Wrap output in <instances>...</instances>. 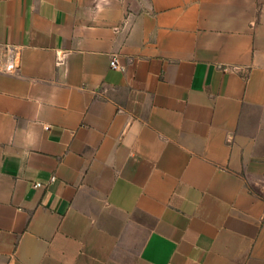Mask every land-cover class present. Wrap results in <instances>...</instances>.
<instances>
[{
    "label": "crops",
    "instance_id": "0c3cea01",
    "mask_svg": "<svg viewBox=\"0 0 264 264\" xmlns=\"http://www.w3.org/2000/svg\"><path fill=\"white\" fill-rule=\"evenodd\" d=\"M0 47V264H264V0H0Z\"/></svg>",
    "mask_w": 264,
    "mask_h": 264
},
{
    "label": "built area",
    "instance_id": "2783aa9c",
    "mask_svg": "<svg viewBox=\"0 0 264 264\" xmlns=\"http://www.w3.org/2000/svg\"><path fill=\"white\" fill-rule=\"evenodd\" d=\"M109 67L114 69H120L121 66L116 56H112L109 61ZM17 66L13 61V54L6 47H0V72L12 73L16 71ZM37 186L42 185L36 182Z\"/></svg>",
    "mask_w": 264,
    "mask_h": 264
}]
</instances>
